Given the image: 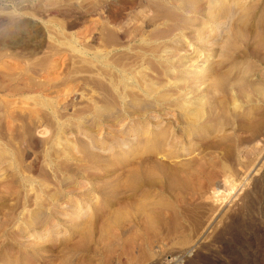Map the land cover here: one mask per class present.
Here are the masks:
<instances>
[{
	"label": "rangeland",
	"instance_id": "rangeland-1",
	"mask_svg": "<svg viewBox=\"0 0 264 264\" xmlns=\"http://www.w3.org/2000/svg\"><path fill=\"white\" fill-rule=\"evenodd\" d=\"M156 2L164 6L155 10ZM221 2H213V10L220 15L223 10L225 16L227 7L233 15H228L218 35L217 24H203L210 16L185 14L177 6L181 5L179 0H0V264H264V120L260 124L263 129L259 125L257 129L251 120L247 122L249 114L255 117L257 111L238 105L236 113L231 105L226 113L219 111L221 116L228 114L224 117L227 123L220 118L225 123L221 133L216 130L208 137H196V133L189 136L187 131L192 126L184 119V111L164 110L165 102L129 89L123 91V84L118 82L121 68L127 66L129 72L141 67L147 80L169 82L161 92L175 90V83L186 84V91H193L189 96L203 97L205 106L215 96L230 100L235 95L228 93L224 98L212 90L210 81L178 83L170 79L185 76L182 61L202 63L213 42L231 35L233 42L228 48L235 66L229 65L228 72L225 69L229 82L243 77L249 85L264 86V0H225L224 6ZM182 15L192 19L185 31L180 28L186 20ZM155 47L169 48L168 56L175 55L173 60L167 62L164 56L153 55L151 49ZM102 49L109 52L108 60L115 65L105 68L97 56ZM215 60L211 57L203 70ZM168 65H177L175 71L168 70L167 74ZM262 99L264 95L259 99L264 106ZM155 115L165 121L167 131L187 135L180 139L182 143L169 148L176 155H155L165 148L162 139L151 138V123L160 120ZM155 145H159L158 151ZM154 159L172 166L180 164L173 184L165 181L173 185L166 188L169 192L165 191V197L170 198L177 214L170 212L166 225L150 236L149 251L141 240L129 248L115 243L106 251L100 239L101 219L117 207L119 200L132 195L125 178L129 168L134 163L150 165ZM219 181L218 193L213 195L210 190ZM131 257L137 259L135 263Z\"/></svg>",
	"mask_w": 264,
	"mask_h": 264
},
{
	"label": "bare ground",
	"instance_id": "bare-ground-1",
	"mask_svg": "<svg viewBox=\"0 0 264 264\" xmlns=\"http://www.w3.org/2000/svg\"><path fill=\"white\" fill-rule=\"evenodd\" d=\"M153 1L155 2V0H152V3H153ZM178 1V0H177ZM176 0H175V3L177 2ZM179 1H181V5H179V3H177L178 5V7H181V9H182V11L185 13V14H192L193 16H199V15H201L200 16V18L201 17H205L206 18V16L207 17H211V18H209L210 20H205V21H203V24H207L208 25V21H209V23L211 22L212 24H217V27L215 28V30H216V32L213 30V32H215V33H219V32H217V30H219V29H224V27H225V25H226V22H227V19L226 18H229L228 17V15L229 14H232L233 15V13L230 11V9L229 8H225V7H223V8H225L224 10L225 11H227L226 13H225V16H224V11L222 10L221 12L223 13V16H222V13H221V15L219 14V13H216V9L215 10H213L214 9V6L212 7L211 6V4H213V2L215 3V1L216 0H209V1H207V2H205L204 3V1L202 0H179ZM224 2H221L222 4L223 3H226L225 2V0H223ZM228 1V0H227ZM148 2H150V1H148ZM158 2H159V0H158ZM173 2V1H172ZM232 2V1H231ZM151 3V4H152ZM157 3V2H156ZM218 3V2H217ZM232 4V3H231ZM141 5H143V4H141ZM160 5H163V4H159V3H157L156 4V7H155V5H153L154 7H155V10L159 7L160 8ZM173 5V4H172ZM134 6H137V5H134ZM145 6V5H144ZM148 6V5H147ZM164 6V5H163ZM174 6V5H173ZM223 6H224V4H223ZM227 6V5H226ZM230 6V5H229ZM141 7V6H140ZM139 7V8H140ZM172 7V6H171ZM104 8V7H103ZM135 8V7H134ZM148 8V7H147ZM166 8V7H165ZM168 9H169V7H167ZM231 8V7H230ZM163 10H164V8H162ZM233 9V8H232ZM132 10V9H131ZM160 10V9H159ZM177 10V9H176ZM138 11V10H137ZM153 11H154V8H153ZM170 12V10H167V12ZM171 11L173 12V10L171 9ZM218 11H220L219 9H218ZM217 11V12H218ZM233 11V10H232ZM156 12H158V11H156ZM165 12V11H164ZM231 12V13H230ZM234 12V11H233ZM144 13V12H143ZM147 13H148V11H147ZM151 13V12H150ZM155 13V12H154ZM161 14H162V12H160ZM181 13V12H180ZM179 13V14H180ZM129 14V13H128ZM142 14V13H141ZM158 14V13H157ZM167 14V13H166ZM166 14H164V15H166ZM172 14V13H171ZM145 15V17H146V14H144ZM159 15V14H158ZM157 15V16H158ZM168 15H170V13L168 14ZM173 15L175 16V14L173 13ZM172 15V16H173ZM231 15V16H232ZM137 16H139V15H137ZM151 16V15H150ZM156 16V15H155ZM159 16H161V15H159ZM163 16V15H162ZM172 16H170V18H172ZM183 16V15H182ZM189 16V15H188ZM231 16H230V19H231ZM106 17V16H105ZM126 17V16H125ZM132 17V16H131ZM164 17V16H163ZM184 17V16H183ZM183 17H182V19H183ZM136 18V17H135ZM144 18V17H143ZM150 18V17H149ZM155 17H153V19H154ZM159 18V17H158ZM166 18V17H165ZM186 18V20H184L183 21V23L181 24V26H180V28L181 29H184V31H185V28L187 27V26H185L186 25V23H187V21L189 22L190 20H192V19H189V18H187V16L186 17H184V19ZM195 18V17H194ZM199 18V19H200ZM225 18V19H224ZM128 19V18H127ZM140 19H142V18H140ZM148 19V18H147ZM157 19V18H156ZM181 19V17H179V20H182ZM108 20V19H107ZM114 20V19H113ZM143 20V19H142ZM155 20V19H154ZM163 20V19H162ZM161 19H160V21H162ZM198 20V19H197ZM201 20H204V19H201ZM200 20V21H201ZM118 21H119V19H118ZM135 21V20H134ZM170 21H174L173 19L172 20H170ZM194 21H195V19H194ZM230 21V20H229ZM108 22V21H107ZM112 22V21H111ZM116 22V21H115ZM138 22V21H137ZM164 22V21H163ZM193 22V21H192ZM192 22L190 23V24H192ZM198 22V21H197ZM231 22V21H230ZM104 23H105V21H104ZM135 23V22H134ZM156 23V22H155ZM168 23V22H167ZM176 23V22H175ZM179 24H180V21L178 22ZM229 23V22H228ZM227 23V24H228ZM132 24V23H131ZM135 24H137V23H135ZM188 24V23H187ZM195 24H198V23H195ZM194 24V25H195ZM108 25V24H107ZM111 25V24H110ZM109 25V26H110ZM123 25V24H122ZM140 25V24H139ZM160 25V24H159ZM189 25V24H188ZM193 25V24H192ZM193 25V26H194ZM199 25V24H198ZM197 25V26H198ZM201 25V24H200ZM141 26H143V24L141 25ZM173 26V25H172ZM177 26V25H176ZM211 27H212V25H210ZM228 26V25H227ZM119 27V26H118ZM122 27V26H121ZM140 27V26H139ZM159 27V26H158ZM174 27V26H173ZM172 27V28H173ZM199 27V26H198ZM197 27V29H200V28H198ZM201 28H202V26H200ZM209 27V26H208ZM220 27H223V28H220ZM106 28V27H105ZM112 28V27H111ZM120 28V27H119ZM171 28V29H172ZM192 28V27H191ZM205 28V27H204ZM203 28V29H204ZM109 29H110V27H109ZM108 29V30H109ZM128 29V28H127ZM138 29V28H137ZM140 29V28H139ZM170 29V30H171ZM176 29H178V28H176ZM213 29V28H212ZM133 30V29H132ZM131 30V31H132ZM155 30V29H154ZM159 30V29H158ZM160 30H161V28H160ZM192 30V29H191ZM193 30H196V28L194 29L193 28ZM230 29H228V31H229ZM144 31H146V30H144ZM149 31H151V30H149ZM174 31V30H173ZM180 31V30H179ZM183 31V30H182ZM190 31V30H189ZM198 31V30H197ZM210 31V30H209ZM222 31V30H221ZM220 31V32H221ZM224 31V30H223ZM194 33L193 31H190V33ZM201 31H199V33H200ZM205 32V31H204ZM132 33V32H131ZM146 33V32H145ZM149 33V32H148ZM160 33V32H159ZM158 33V31H157V34H159ZM161 33H162V30H161ZM167 33V32H166ZM178 33V32H177ZM188 33V32H187ZM212 33V32H211ZM133 34V33H132ZM136 34V33H135ZM141 34V33H140ZM155 34V33H154ZM165 34V33H164ZM168 34H169V32H168ZM172 34V33H171ZM189 34V33H188ZM196 34V33H195ZM197 34H198V32H197ZM206 34V33H205ZM210 34V33H209ZM236 34V33H235ZM125 35V34H124ZM129 35V34H128ZM145 35V34H144ZM162 35V34H161ZM182 35V34H181ZM194 35V34H193ZM192 35V36H193ZM200 35H201V33H200ZM213 35H215V34H212V36ZM217 35V34H216ZM218 35H220V33L218 34ZM217 35V36H218ZM226 35V34H225ZM233 35V34H232ZM130 36H131V34H130ZM150 36V35H149ZM175 36H176V34H175ZM189 36H191V35H189ZM191 36V37H192ZM196 36V35H195ZM202 36V35H201ZM211 36V35H210ZM209 36V37H210ZM235 36V35H234ZM240 36V35H239ZM135 37V36H134ZM138 37V36H137ZM152 37V36H151ZM157 37V36H156ZM155 37V38H156ZM171 37V36H170ZM199 37V36H198ZM215 37V36H214ZM213 37V38H214ZM221 37V36H220ZM223 37V39L221 38H218L217 40H216V42L217 43H214V45H216L217 44V46H215L214 47V45H213V43H212V48H211V51H209L210 52V54L208 55V57L206 58V56H205V58L206 59H204V61L202 62V63H198V64H196V65H194V63H195V60L194 61H190V60H186V61H182L183 63H182V66L185 68V70H183V72H184V75L185 76H181V77H177V79L175 80V79H170V80H174L175 82H177L178 81V83H179V81L180 80H182V81H187V83H188V80L190 81H193L194 83L196 82V81H200V79L202 80V82H205V81H210V85H211V88H212V90H214V92H220V93H222L221 95H224L223 97L225 98V95H227L228 93H230V94H232V96L233 95H235V97H233V98H230V100H227V99H225V101H224V99H222L221 100V98L218 100V98L216 99V96H215V100L214 101H210V103L207 105V106H205L204 104H202L203 103V100H202V98L203 97H201V98H192L191 96H189V94H191L190 92H187L186 91V88H184V85H186V84H184L183 86H180V85H176V83H175V86H176V89L174 90L173 89V91H164L163 92V90H162V92H161V89H164L165 87L167 88V86L169 85V82L168 81H158L157 80V82L155 81V82H153V81H149V80H147V78H145L144 77V74H143V72H145L144 71V69H141V67H139V69H137V70H134V69H136V68H134L133 66V72H130L131 70H130V68H129V72H127L125 69H127L126 67L124 68V69H122L121 68V70H119L120 71V81H118V82H121L122 84H123V87H124V90L123 91H125V89H129V90H131V91H134L137 95H139V93L141 94V96H143L144 95V97L145 96H153L156 100H158V102L159 101H161V102H165L166 103V108L164 109V110H171V109H175V110H179V111H184V113H183V117H185L184 119H187L188 120V122H189V124L192 126V128H191V130H188L187 131V135H192L193 133H196L195 135H196V137H203V136H207V135H211V133L212 132H215L216 130H219V129H221V130H223V127H224V125H225V123H227L228 121H226V116L225 115H228V114H225V115H223V116H221L220 115V112L219 111H225L226 109H227V111H228V107L229 106H231V105H233V108H234V106H235V108L238 106V105H240V107H245V106H247L249 109L251 108L252 110H256L257 112L255 113L256 115H255V117L253 116V114L251 115V114H249V116H251L250 117V119H249V117H247L246 115V117L248 118H246L247 119V122H249V120H251L250 121V123L252 122L253 124H250V125H253V126H255V127H257L258 125V127L260 128V124H262V121L264 120V113H262L263 112V105H261V103L259 102V99L264 95V86H258V84L256 85V84H251V85H249L248 83H250V81L248 82V81H246V82H244V80H243V77L241 78H238V79H235V80H232L231 82H229V76H228V74L229 73H226L225 72V69L227 68V72L229 71V69H228V66L230 65V66H235V61H232L231 60V55H230V51H229V49L230 48H228L229 47V44L231 43V42H233V41H231L232 40V37L233 36H231V35H227V36H222ZM125 38V37H124ZM132 38V37H131ZM140 38V37H139ZM141 38L142 39H144L143 38V36H141ZM147 38V37H146ZM159 38V37H158ZM166 38H167V36H166ZM169 38V37H168ZM182 38V37H181ZM183 38H184V35H183ZM190 37H188V39H189ZM197 38V37H196ZM200 38V37H199ZM201 38H203V37H201ZM206 38H207V36H206ZM212 38V37H211ZM216 38V37H215ZM236 38V37H235ZM261 38H262V36H261ZM151 39V38H150ZM173 39V38H172ZM194 39H195V37H194ZM205 39V38H204ZM204 39H203V41H204ZM145 40V39H144ZM152 40H154L153 38H152ZM202 40V39H201ZM208 39H205V41H207ZM213 40V39H212ZM264 40V39H263ZM170 41H171V38H170ZM170 41H168V42H170ZM177 41V40H176ZM182 41V40H181ZM186 41V40H185ZM197 41V40H196ZM215 41V40H214ZM145 42V41H144ZM143 42V43H144ZM178 42V41H177ZM202 42V41H201ZM211 41H209V43H210ZM204 43V42H203ZM202 43V44H203ZM123 44V43H122ZM142 44V43H141ZM147 44V43H146ZM155 44V43H154ZM174 44V43H173ZM182 44V43H181ZM199 44V43H198ZM232 44V43H231ZM133 45V44H132ZM153 45V44H152ZM187 45V44H186ZM204 45V44H203ZM211 45V44H210ZM142 46V45H141ZM144 46V45H143ZM156 46V45H155ZM158 46V45H157ZM163 46H165V45H163ZM170 46H171V44H170ZM196 46V45H195ZM140 47V46H139ZM146 47V46H145ZM153 47H154V45H153ZM160 47V46H159ZM162 47V46H161ZM111 48V47H110ZM138 48V47H137ZM149 48V47H148ZM173 48V47H172ZM178 48V47H177ZM209 48H210V46H209ZM104 49V48H103ZM103 49H102V51H103ZM142 49V48H141ZM144 49V48H143ZM167 49H169V48H166V47H164L163 48V50H161V48L159 49V48H156L155 47V49L153 48V50L151 49V51H152V54L153 55H155V54H159V57L160 56H164L165 57V59L167 60V62L168 61H170L171 62V59L172 58H174L173 56H175V55H170V56H168V52H167ZM190 49V48H189ZM106 50H107V48H106ZM146 50H150V49H146ZM172 50V49H171ZM188 50V49H187ZM133 51V50H132ZM150 51V52H151ZM176 51H178L177 49H176ZM97 52V51H96ZM174 52V51H173ZM204 52V51H203ZM208 52V53H209ZM108 51H103V52H98L97 53V56H98V58L100 59L101 58V60H102V63L106 66L105 68H107V66H109L111 63H113V62H109V58H108ZM147 53V52H146ZM179 53H181V52H179ZM96 54V53H95ZM142 54V53H141ZM147 54H149V53H147ZM164 54V55H163ZM166 54V55H165ZM177 54V53H176ZM194 54V53H193ZM216 54V55H215ZM112 55V54H111ZM181 55V54H180ZM96 56V55H95ZM97 56H96V58H97ZM145 55H143V57H144ZM152 56V55H151ZM185 56V55H184ZM187 56V55H186ZM215 56V58H216V60H215V62H213L212 64H210V66L208 67V68H206L205 70H203V68L205 67V65L204 64H208V63H210L209 61L211 60V57H214ZM112 57V56H111ZM110 57V58H111ZM141 57V56H140ZM148 57V56H147ZM146 57V58H147ZM157 57V56H156ZM163 57V58H164ZM167 57V58H166ZM177 57V56H176ZM175 57V58H176ZM202 57V56H201ZM97 58V59H98ZM139 58V57H138ZM145 58V59H146ZM153 58V57H152ZM179 58V57H178ZM141 59H143V58H141ZM100 60V61H101ZM173 60V59H172ZM203 60V59H202ZM201 60V61H202ZM153 61V60H152ZM188 61H190V63H188ZM115 62V61H114ZM137 62V61H136ZM145 62H146V60H145ZM166 62V61H165ZM129 63V62H128ZM127 63V64H128ZM140 63H142V62H140ZM140 63H138V64H140ZM164 63V62H163ZM175 63V62H174ZM188 63V64H187ZM114 64V63H113ZM117 64V63H116ZM126 64V65H127ZM150 64V63H149ZM158 64V63H157ZM166 64V63H165ZM173 64V63H172ZM216 64V65H215ZM115 65V64H114ZM120 65V64H119ZM131 65H133V64H131ZM145 65V64H144ZM162 65V64H161ZM215 65V66H214ZM128 66H130V65H128ZM140 66V65H139ZM143 66V65H142ZM146 66V68H147V64L145 65ZM153 67H154V65H152ZM166 66V65H165ZM177 65H173V66H167V68L165 69V71H166V73L168 72V70H174L175 71V67H176ZM121 67V66H120ZM120 67H118V68H120ZM169 67V68H168ZM103 68V67H102ZM149 68V67H148ZM160 68V67H159ZM181 68V67H180ZM230 69H231V67H230ZM104 70V69H103ZM181 70V69H180ZM106 71V70H105ZM109 71V70H108ZM117 71V70H116ZM119 71H117V72H119ZM147 71V70H146ZM152 71V70H151ZM174 71H172V72H174ZM246 71V70H245ZM170 72V71H169ZM107 74V73H106ZM115 74V73H114ZM146 74V73H145ZM149 74V73H148ZM165 74V73H164ZM168 74V73H167ZM166 74V75H167ZM173 73H171V78L173 77V75H172ZM181 74H183V73H180V75ZM241 74H243L242 72H241ZM246 74H247V72H246ZM153 75V74H152ZM169 75H170V73H169ZM175 75H176V72H175ZM187 75V76H186ZM109 76V75H108ZM149 76H151V75H149ZM155 76V75H154ZM162 76H165V75H162ZM244 76V75H243ZM246 76V75H245ZM244 76V79L246 78ZM107 77V76H106ZM148 77V76H147ZM153 77V76H152ZM239 77V76H238ZM104 78H105V76H104ZM117 78V77H116ZM118 78V79H119ZM160 78V77H159ZM162 78V77H161ZM170 78V77H169ZM175 78V77H174ZM115 79V78H114ZM149 79H150V77H149ZM152 79V78H151ZM163 79V78H162ZM248 79V78H247ZM169 80V79H168ZM246 80V79H245ZM117 81V80H116ZM115 81V82H116ZM190 81V82H191ZM105 82V81H104ZM114 82V81H113ZM171 82V81H170ZM189 82V83H190ZM193 82H192V84H193ZM201 82V81H200ZM228 82H229V84H228ZM120 83V84H121ZM181 83V82H180ZM183 83H185V82H183ZM106 84H107V82H106ZM114 84V83H113ZM119 84V83H118ZM174 84V83H173ZM182 84V83H181ZM205 84V83H204ZM109 86V85H108ZM116 87V86H115ZM170 87V86H169ZM190 87V86H189ZM4 88H6L5 86H4ZM14 88V87H13ZM119 88V87H118ZM201 88V87H200ZM208 88H210V87H208ZM15 89H17V88H15ZM14 89V90H15ZM9 90V89H8ZM18 90V89H17ZM112 90V89H111ZM114 90V89H113ZM120 90V89H119ZM122 90V89H121ZM192 90V89H191ZM10 91H11V89H10ZM123 91L121 92V93H123ZM130 91V92H131ZM137 91V92H136ZM127 92V91H126ZM213 92V91H212ZM134 93V94H135ZM210 93V92H209ZM128 94V97H129V93H127ZM132 94V93H131ZM212 94V93H211ZM122 95V94H121ZM192 95H193V93H192ZM215 95V94H214ZM216 95H218V94H216ZM126 96V95H125ZM132 95H130V97H131ZM206 96H208V95H206ZM220 96V95H219ZM218 96V97H219ZM241 96V98H243L242 99V101H241V99L239 98ZM259 96H261L260 98H259ZM120 97H123V95L122 96H120ZM127 97V98H128ZM133 97H134V95H133ZM137 97V96H136ZM135 97V98H136ZM152 97V98H153ZM228 98L229 97H231V96H227ZM117 98V97H116ZM141 98V97H140ZM149 98V97H148ZM151 98V99H152ZM119 99V98H118ZM131 99H133V98H131ZM137 99V98H136ZM135 99V100H136ZM142 99H146V98H142ZM200 99V100H199ZM214 99V98H213ZM125 100V99H124ZM140 100V99H139ZM138 100V101H139ZM148 100H150V99H148ZM153 100V99H152ZM155 100V101H156ZM201 100H202V102H201ZM209 100V99H208ZM262 100H264V99H262ZM120 101V100H119ZM133 101H134V99H133ZM136 102V101H135ZM154 102V101H153ZM204 102H206V99L204 100ZM261 102H263V104H264V101H261ZM123 103V102H122ZM164 103V104H165ZM208 103V102H207ZM243 104V105H242ZM127 105V104H126ZM133 105V104H132ZM151 105V104H150ZM137 106V105H136ZM121 108V107H120ZM153 108V107H152ZM156 108H158V107H156ZM230 108V107H229ZM237 108H239V107H237ZM234 109V111L235 110H237L238 111V109ZM130 109V108H129ZM240 109V108H239ZM241 109H243V108H241ZM245 109H247L246 107H245ZM250 109V110H251ZM230 110V109H229ZM249 110V111H250ZM131 111V110H130ZM158 111V110H157ZM218 111V112H217ZM234 111H232V112H234ZM243 111V110H242ZM247 111V110H246ZM262 111V112H261ZM132 112H134V111H132ZM178 112V111H177ZM236 112V111H235ZM128 113V112H127ZM136 113V112H135ZM224 113H226V111L225 112H223V114ZM237 113V112H236ZM242 113V112H241ZM253 113V112H252ZM125 114V113H124ZM141 114V113H140ZM144 114H145V112H144ZM150 114V113H149ZM164 114H166V113H164ZM168 114V113H167ZM240 114V113H239ZM170 115H171V113H170ZM173 115V114H172ZM175 115H176V113H175ZM235 115V114H234ZM238 115V114H237ZM125 116V115H124ZM138 116V115H137ZM142 116H143V113H142ZM149 116V115H148ZM240 116V115H239ZM245 116H244V119H245ZM132 117V116H131ZM130 117V118H131ZM135 117V116H134ZM139 117V116H138ZM158 118V119H160L158 122H154V124H152L151 122V125H154V130H153V132L151 133V138H154V139H156V141L157 140H163V142L161 141V143H163V146L165 147V148H161L160 150H159V145L158 146H156V147H158L157 148V150L156 151H158V153H155V155L156 154H159L162 158L163 157H169V155L172 153V149H170L169 150V148H172V145L173 144H175V143H180L181 141H180V139H183V138H185V133L183 134V133H181L180 131L178 132H176V130L173 132L172 130L171 131H167V128L165 129V121L164 120H161V116L160 115H155L154 116V118ZM166 117V116H165ZM170 117V116H169ZM173 117V116H172ZM225 119V123H223V120H221V119H223V118ZM118 118V117H117ZM151 118V117H150ZM156 118V119H157ZM221 118V119H220ZM253 118V119H252ZM133 119V118H132ZM171 119H173V118H171ZM227 119H229L230 120V118H228L227 117ZM255 119V122H253V120ZM111 120V119H110ZM116 120V119H115ZM126 120H128V119H126ZM136 120V119H135ZM175 120V119H174ZM186 120V121H187ZM233 120V119H232ZM156 121V120H155ZM238 121V120H237ZM128 122V121H127ZM174 122H176V121H174ZM120 124V123H119ZM124 124H125V121H124ZM135 124V123H134ZM185 124V123H184ZM188 124V125H189ZM231 124H233V123H231ZM230 124V125H231ZM248 124V123H247ZM118 125V124H117ZM168 125V124H167ZM171 125V124H170ZM189 125V126H190ZM211 125H212V127H211ZM229 125V126H230ZM239 125V124H238ZM121 126V125H120ZM147 126V125H146ZM188 126V127H189ZM244 126H246V124L244 125ZM124 127V126H123ZM152 127V126H151ZM162 127H164L163 129H162ZM173 127V126H172ZM188 127H187V129H188ZM249 127V126H248ZM255 127H253V130L255 131ZM258 127H257V129H258ZM262 127H263V125H262ZM111 128H113V127H111ZM135 128V127H134ZM150 128V127H149ZM161 128V129H160ZM185 128H186V126H185ZM146 129H148V128H146ZM227 129V128H226ZM225 129V130H226ZM260 129H263V128H260ZM259 129V130H260ZM121 130V129H120ZM132 130V129H131ZM136 130V129H135ZM228 130V129H227ZM117 131V130H116ZM257 131V130H256ZM255 131V132H256ZM108 132V131H107ZM122 132V131H121ZM142 132V131H141ZM219 132H220V130H219ZM218 131H217V133H219ZM257 132H259V131H257ZM109 133V132H108ZM112 133V132H111ZM126 133V132H125ZM148 133V132H147ZM221 133V132H220ZM256 134V133H255ZM259 134V133H258ZM119 135H121V134H119ZM186 135V136H187ZM194 135V134H193ZM214 135V134H213ZM217 135V134H216ZM228 135V134H227ZM260 135V134H259ZM136 136H138V135H136ZM135 136V137H136ZM142 136V135H141ZM146 136H147V134H146ZM215 136V135H214ZM221 136H222V134H221ZM224 136V135H223ZM223 136H222V138H223ZM264 136V135H263ZM124 137V136H123ZM149 137V136H148ZM208 137V136H207ZM206 137V138H207ZM213 137V136H212ZM216 137V136H215ZM226 136H224V138H225ZM115 138V137H114ZM131 138V137H130ZM142 138V137H141ZM140 138V140H142ZM150 138V137H149ZM150 138V139H151ZM160 138V139H159ZM188 138V137H187ZM214 138V137H213ZM115 139H117V138H115ZM129 139V138H128ZM139 139V138H138ZM145 139H146V137H145ZM153 139V140H154ZM210 139H211V137H210ZM220 139H221V137H220ZM227 139V138H226ZM264 139V137L261 139V140H263ZM104 139H102V141H103ZM126 140V139H125ZM139 140V141H140ZM219 140V139H218ZM121 141V140H120ZM145 141H147V140H145ZM151 141H152V139H151ZM155 141V140H154ZM191 141V140H190ZM264 141V140H263ZM105 142V141H104ZM188 142V141H187ZM203 142V141H202ZM96 143V142H95ZM101 143V142H100ZM117 143V142H116ZM146 143V142H145ZM155 143V142H154ZM161 143H160V146H162L161 145ZM182 143V142H181ZM219 143V142H218ZM93 144V143H92ZM104 144V143H103ZM122 144V143H121ZM124 144V143H123ZM137 144V143H136ZM138 144H139V142H138ZM200 144V143H199ZM214 144V143H213ZM102 145V144H101ZM110 145V144H109ZM115 145V144H114ZM130 145V144H129ZM148 145V144H147ZM151 145V144H150ZM183 145V144H182ZM192 145V144H191ZM94 146V145H93ZM92 146V147H93ZM121 146V145H120ZM128 146V145H127ZM154 146V145H153ZM175 146V145H174ZM173 146V147H174ZM95 147V146H94ZM151 147V146H150ZM182 147V146H181ZM96 148V147H95ZM99 148V147H98ZM102 148V147H101ZM107 149H108V146H107ZM154 149V148H153ZM182 149V148H181ZM148 150H150L149 148H148ZM176 150V149H175ZM151 151V150H150ZM154 151V150H153ZM179 151V150H178ZM174 152V151H173ZM176 152V151H175ZM188 152V151H187ZM122 153V152H121ZM123 153H125L124 151H123ZM154 153H153V156H154ZM195 153V152H194ZM126 154V153H125ZM124 154V155H125ZM173 154V153H172ZM183 154V153H182ZM173 155H176V154H173ZM172 155V156H173ZM134 156V155H133ZM150 157L152 156V154L151 155H149ZM171 156V155H170ZM94 157V156H93ZM124 157V156H123ZM146 157V156H145ZM155 157H158V156H155ZM198 157V156H197ZM131 158H132V156H131ZM131 158H129V160L131 159ZM138 158V157H137ZM152 158V157H151ZM205 158V157H204ZM167 159V158H166ZM96 160H97V158H96ZM142 160V159H141ZM131 161V160H130ZM133 161V160H132ZM131 161V162H132ZM135 161H136V159H135ZM206 161V160H205ZM126 162V161H125ZM144 162V161H143ZM139 163V162H138ZM142 163V162H141ZM170 163V162H169ZM183 163H187V162H183ZM201 163V162H200ZM118 164V163H117ZM147 164V163H146ZM143 165V164H136L135 165V163H134V165L131 167L130 166V164H129V166L131 167V168H129V170H128V174H127V176H126V174H124L126 177L125 178H128V183H130L128 186L130 187V191L129 192H131L132 193V195L131 196H127L128 198H123V199H121V200H119L118 201V203H117V207L116 208H113L112 209V207H111V209L112 210H109L110 212H108V214H107V212H105L106 213V215L104 216V218L103 219H101V224H100V229H101V231H100V239L102 240V242H104L103 244H105L104 245V248H105V246H106V251H107V249H108V251L109 250H112V249H109V248H112L111 247V245H113V244H115V243H117L118 245H121V246H123V245H125V246H128V248L130 247V246H132V245H135V242L136 241H138V240H141V243H142V245H143V247L144 246H146L147 248H148V246H149V238H150V236L151 235H155L156 233H158V228L161 226V225H164L166 222H167V219H169V218H167V215L170 213V215L172 214V213H174V215H176L175 214V209H174V207H173V205H172V203L171 202H169L168 200H170V198L168 199H166V197H165V191L167 190L166 188H171V186H173L172 184H173V180H174V177L178 174V172H180L179 170V165L180 164H178L177 166L176 165H174V166H172V164L170 165V164H168L167 162H165V161H163V160H159V159H154L152 162H151V164L149 165V164H147V165ZM182 164V163H181ZM209 164V163H208ZM105 165V164H104ZM107 165V164H106ZM108 165H109V163H108ZM127 165V164H126ZM183 165H185V164H183ZM211 165H212V163H211ZM111 166V165H110ZM119 166V165H118ZM128 166V167H129ZM205 166V165H204ZM124 167V166H123ZM127 167V168H128ZM181 167H182V165H181ZM194 167V166H193ZM254 168H256V165H255V167ZM253 168V169H254ZM108 169H109V167H108ZM111 169V168H110ZM114 169V168H113ZM118 169V168H117ZM183 169V168H182ZM188 169V168H187ZM191 169H193V168H191ZM197 169H199V168H197ZM201 169L203 170V168L201 167ZM122 170V169H121ZM120 171V170H119ZM199 171V170H198ZM201 171V170H200ZM107 172V171H106ZM125 172V171H124ZM110 173V172H109ZM187 173H189V172H187ZM155 174H159V176H157V177H160L159 179L158 178H155ZM123 175V174H122ZM179 175V174H178ZM187 175V174H186ZM185 175V176H186ZM110 176V175H109ZM109 176H106V177H109ZM154 176V177H153ZM112 177V176H111ZM179 177V176H178ZM188 177V176H187ZM118 178H119V176L117 177V180H118ZM197 178V177H196ZM123 179H124V177H123ZM175 179H178V178H175ZM186 179H188V178H186ZM189 179H190V176H189ZM120 180H122V178L120 179ZM196 180V179H195ZM198 180V179H197ZM125 181H127V180H125ZM165 181H169V182H172V184H170V183H168V184H170L169 186H166V185H168L167 183H165ZM176 181V180H175ZM184 181H185V179H184ZM194 181V180H193ZM192 181V182H193ZM216 181H218V180H216ZM124 182V181H123ZM177 182V181H176ZM186 182V181H185ZM189 182V181H188ZM115 183V182H114ZM126 183V182H125ZM124 183V184H125ZM127 183V184H128ZM178 183V182H177ZM190 183V182H189ZM199 183V182H198ZM213 183V182H212ZM220 181L219 182H216L215 184H214V187L212 188V190H210V191H212V194L214 195V194H216V193H218V187H219V185H220ZM123 184V185H124ZM127 184H126V186H127ZM174 184H176V183H174ZM182 184V183H181ZM179 184H176V186H178ZM199 185V184H198ZM127 186V187H128ZM114 187V186H113ZM115 187H116V185H115ZM125 186H123V188H124ZM129 187H128V189H129ZM168 188V189H169ZM173 188V187H172ZM122 189V188H121ZM125 189V188H124ZM127 189V188H126ZM117 190V189H116ZM106 191V190H105ZM104 191V192H105ZM110 191V190H109ZM168 191V190H167ZM167 191H166V194H167ZM171 191V190H170ZM210 191H209V193H210ZM169 192V191H168ZM119 193V192H118ZM103 194V193H102ZM211 194V195H212ZM120 195V194H119ZM208 195V194H207ZM105 196V195H104ZM124 196V195H123ZM170 196V195H169ZM209 196H210V194H209ZM168 197V196H167ZM212 197V196H211ZM116 198H117V196H116ZM120 199V198H119ZM109 200V199H108ZM113 201V200H112ZM104 202V201H103ZM105 203V202H104ZM106 204V203H105ZM113 204V203H112ZM114 207V206H113ZM110 208V207H109ZM108 211V210H107ZM173 215V214H172ZM174 217V216H173ZM167 218V219H166ZM166 225V224H165ZM86 238V237H85ZM140 243V244H141ZM137 244V243H136ZM117 245V246H118ZM141 245V246H142ZM114 246V245H113ZM138 246V245H137ZM119 247V246H118ZM136 247V246H135ZM143 247H141V248H143ZM150 247V246H149ZM128 248H126V249H128ZM138 249H139V247H137ZM117 249V248H116ZM124 249H125V247H124ZM123 249V250H124ZM126 249H125V251H126ZM132 249V248H131ZM129 250V249H128ZM146 250V249H145ZM150 249L148 248L147 249V251H149ZM120 251H122V250H120ZM130 251H132V250H130ZM152 251V250H151ZM111 253V252H110ZM130 253V252H129ZM145 253L146 254H149L148 252H146L145 251ZM153 253V252H152ZM109 253H107V255H108ZM118 254V253H117ZM106 255V254H105ZM129 255V254H128ZM150 255V254H149ZM132 256V255H131ZM107 257V256H106ZM121 257V256H120ZM137 257V256H136ZM128 258V257H127ZM134 258V257H133ZM132 257H131V261L133 262V263H135L134 261H136L135 260V258L133 259ZM106 259H108V258H105L104 260H106ZM87 259H85V261H86ZM89 260V259H88ZM108 261V260H107ZM130 261V262H131ZM88 262V261H87ZM121 262V261H120ZM131 262V263H132ZM85 264H86V262H84ZM90 263V262H89ZM127 263H128V261H127ZM137 263V262H136Z\"/></svg>",
	"mask_w": 264,
	"mask_h": 264
}]
</instances>
